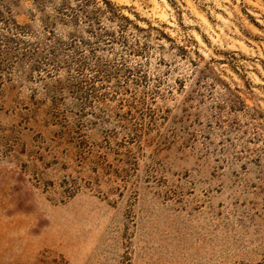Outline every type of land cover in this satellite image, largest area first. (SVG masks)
Returning a JSON list of instances; mask_svg holds the SVG:
<instances>
[{
  "label": "rangeland",
  "instance_id": "rangeland-1",
  "mask_svg": "<svg viewBox=\"0 0 264 264\" xmlns=\"http://www.w3.org/2000/svg\"><path fill=\"white\" fill-rule=\"evenodd\" d=\"M0 264H264V0H0Z\"/></svg>",
  "mask_w": 264,
  "mask_h": 264
}]
</instances>
